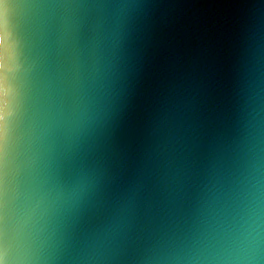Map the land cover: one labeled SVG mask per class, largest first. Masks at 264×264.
Wrapping results in <instances>:
<instances>
[{
  "label": "water",
  "instance_id": "obj_1",
  "mask_svg": "<svg viewBox=\"0 0 264 264\" xmlns=\"http://www.w3.org/2000/svg\"><path fill=\"white\" fill-rule=\"evenodd\" d=\"M0 32V264H264V0H0Z\"/></svg>",
  "mask_w": 264,
  "mask_h": 264
},
{
  "label": "snow or ice",
  "instance_id": "obj_2",
  "mask_svg": "<svg viewBox=\"0 0 264 264\" xmlns=\"http://www.w3.org/2000/svg\"><path fill=\"white\" fill-rule=\"evenodd\" d=\"M5 43L4 33L0 32V142L4 139L6 120L11 107V92L5 75ZM13 52L14 50L9 48L8 56L11 57Z\"/></svg>",
  "mask_w": 264,
  "mask_h": 264
}]
</instances>
